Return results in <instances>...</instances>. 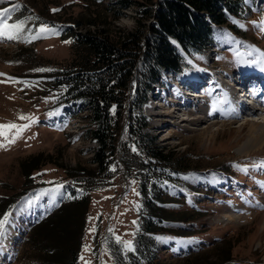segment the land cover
Returning a JSON list of instances; mask_svg holds the SVG:
<instances>
[{
	"label": "rangeland",
	"instance_id": "1",
	"mask_svg": "<svg viewBox=\"0 0 264 264\" xmlns=\"http://www.w3.org/2000/svg\"><path fill=\"white\" fill-rule=\"evenodd\" d=\"M118 1L3 0L0 3V11L11 9L9 23L23 21L27 25L23 40L0 41V73L5 74L0 76V81L14 78L34 85L28 87L11 81L0 83V124L26 123L18 119L20 114L38 118V122L24 132L23 138L7 148H0V201L10 197L17 200L26 189L35 187L33 192L18 199L17 209L11 213L6 235L0 238V264H42L33 256L35 253L30 250V245L24 243L26 225L32 223L34 218L31 215L34 214L23 218V206L26 202L34 204L38 199L45 201V198L55 199L63 195L62 188L59 191L54 189L70 180L65 170L78 163L89 165L92 149L98 147L85 135L86 127L91 124L86 118L88 109L71 105L64 108L58 103L63 90L60 85L55 88L54 78L72 68L77 58L73 42L64 43L73 39L63 40L59 27L70 24L75 32L88 28L93 31V27L76 24L80 19L91 20L90 15L96 12L102 19L108 18V24L113 23L122 31L132 30L140 16L138 8L134 5L123 8ZM239 2V14L229 15V21L215 36L216 44L203 54H195L191 58L185 56L189 64L182 68L184 74L199 76L205 84L209 79L211 82L215 80L205 91L213 87L223 90L221 84L227 77H233L238 72L249 73L253 66L264 70V56H261L264 53V31L257 26L264 21V0ZM115 13L119 14L118 19H114ZM42 24L58 30L59 34L24 42L28 39L27 33H35ZM110 27H113L112 24ZM253 59L257 63H250ZM181 76L171 74L161 80L165 87L159 83L157 90L149 94L144 115L148 121L146 131L159 145L175 152L178 157L185 155L186 169L202 170L198 177L190 178L197 187L209 191L207 194L201 189L193 194L197 206L206 211L204 216L195 220L198 233L189 237V244L203 249L201 255L193 259H204L209 255L207 262L212 264H264V187L259 183L264 182V168H253V164L264 161V144L258 147L249 144L256 138L255 133L263 130L264 112L249 109L248 115L235 120L236 117L225 107L228 98L224 93L221 92L219 98L204 91L202 94L206 101L202 105L209 104L205 108L208 107L209 113L214 115V123L194 124L191 119H183L195 116V108L200 105L198 98H195L196 104L185 107L188 112L176 109V116H164L173 110L170 108L173 106L161 100V96L171 97L173 91L168 94L166 87L173 85L174 79ZM252 120L256 124L245 125ZM35 154L51 155L57 163L45 164L31 173L32 180H27L22 174V160ZM244 167L249 169L247 174L240 170ZM228 174L235 175L241 183L234 181L233 176L228 177ZM29 181L32 185L27 188ZM105 186L90 194L88 221L78 255L80 264H84L81 256L91 264H116L113 250L117 245H123L116 242V237L125 242L131 241L134 247L138 210L142 205L137 180L120 171ZM84 245H89L91 251H84ZM229 246V259H219L218 251H225ZM124 251L129 252L125 247ZM162 255L164 264H185L188 253L184 257L173 258L167 253Z\"/></svg>",
	"mask_w": 264,
	"mask_h": 264
},
{
	"label": "trees",
	"instance_id": "2",
	"mask_svg": "<svg viewBox=\"0 0 264 264\" xmlns=\"http://www.w3.org/2000/svg\"><path fill=\"white\" fill-rule=\"evenodd\" d=\"M118 3L123 8L137 6L140 16L132 30L122 31L96 12L90 15L91 20L85 18L75 23L79 27H93V31L88 28L75 32L70 24L59 27L63 40L73 39L77 58L72 68L54 78L55 88L60 85L63 90L58 103L64 108L71 105L88 109L86 118L91 124L85 135L98 147L92 149L89 165L78 163L65 170L70 180L62 184L63 195L24 204L22 213L34 214L37 219L26 227L28 235L24 243L30 245L33 256L42 264H80L78 255L88 221L90 194L105 188L108 180L125 171L137 180L142 205L138 210L134 251L125 253L123 245H117L113 250L116 264H164V253L172 258L188 253L185 264H212L207 262L209 255L193 259L203 249L188 243L189 237L198 233L195 220L206 214L193 197L202 188L190 181L202 170L186 169L185 155L178 157L155 141L146 131L144 108L149 104V94L168 74L187 75L182 72L188 63L185 56L203 54L216 44L215 36L229 21V15L239 14L240 2L119 0ZM113 17L118 19L119 14ZM22 161V174L27 180H32L31 173L45 164L57 163L51 155L41 154ZM227 176L241 183L235 175ZM33 188L26 189L17 200L10 197L0 201V218L17 209L21 196L33 192ZM202 190L209 194L207 188ZM230 254V246L218 251L219 259H229Z\"/></svg>",
	"mask_w": 264,
	"mask_h": 264
},
{
	"label": "snow or ice",
	"instance_id": "3",
	"mask_svg": "<svg viewBox=\"0 0 264 264\" xmlns=\"http://www.w3.org/2000/svg\"><path fill=\"white\" fill-rule=\"evenodd\" d=\"M0 3H3V0H0ZM53 11H58L53 9ZM11 9L5 8L3 11H0V41L2 40H23V34L27 27L26 23L23 21H17L14 23H9L11 19L10 16ZM261 31H264V21H261L259 25H257ZM49 34L58 35V30L51 28L47 25H41L39 28L35 30V33L28 32V39L24 42H32L35 39L48 38ZM64 43L69 44L72 41H64ZM264 56V53L261 54ZM250 63H257L256 59L250 61ZM39 71H50L45 69H40ZM4 73H0V76H4ZM11 81L12 83H24L28 87L34 86L32 82L29 81H17L14 78H8V80L0 81V83H6ZM47 102V100H46ZM51 115V113H50ZM18 119L22 121H26V123L18 124L15 122H8L6 124H0V148H7L11 144H15L17 140L23 138V134L25 131L29 130L33 124L38 122V118L34 115L20 114ZM253 168L261 169L264 168V161H260L259 163L253 164ZM115 171V168L112 169ZM241 171L244 173H248L249 169L247 167L241 168ZM261 187H264V182H259ZM63 185H59L54 191H59ZM72 198V197H68ZM11 213L5 214L2 218H0V238L6 235V226L9 224ZM90 231H95V229H91ZM116 242L119 244H123L124 247L129 251H134V247L131 241H123L119 237H116ZM84 251H91L89 245H84ZM81 261H84V264H91V261L85 260L83 256L80 257Z\"/></svg>",
	"mask_w": 264,
	"mask_h": 264
},
{
	"label": "bare ground",
	"instance_id": "4",
	"mask_svg": "<svg viewBox=\"0 0 264 264\" xmlns=\"http://www.w3.org/2000/svg\"><path fill=\"white\" fill-rule=\"evenodd\" d=\"M227 78L228 79H232V80L229 81L227 79V80H225L221 84L223 86L222 93H224V95H225V90L226 91H228L229 89L230 90H234L235 87H237V83H235V80H234L233 77H230L229 76ZM203 85L201 86V88H203ZM189 92H190V96H193V97H190L188 94L187 95H182L183 96V99L186 100V105L182 106L181 108H176V106L171 105L173 107H170V108L173 109V110L168 111V114L166 113L164 116H176V114H178L177 112H175L176 109H178V111L180 110L182 112H188L187 109H186L187 108V105L188 104H190V105L192 104L191 106H193L194 103L196 104V101L199 99L200 100V105L198 107L196 106V108H195V111H194V113H196L195 116L192 117V118H189V117L188 118L187 117L185 118V117H183V119H188V120L191 119L194 122V124H200L202 122H206V123L212 122V123H214L215 122V121H213L214 120L213 119L214 118V115H211L209 113V111H208V107H209L208 105L209 104L206 103L204 105V107L202 105V103L204 104V102L206 101L205 99L203 101V99L201 98L202 95H200L199 93H195L194 94V89H190ZM187 97H189V98H187ZM195 98L196 99L198 98V99L196 100ZM209 103H210V105H212L211 102H209ZM256 103L257 104H255V107H254L253 110L256 109V110H259V111L264 112V95H262V94L261 95H258L257 96V99H256ZM205 106H208L207 109L205 108ZM225 107L228 109L227 106H225ZM247 112L250 113L249 109L247 110ZM222 117H225V116H222ZM247 124L254 125L256 123H255V120L254 121L252 120V123L251 122H245V125H247ZM261 125L263 127V130H261L260 132L255 133L256 138H253V141L249 142V144H252L254 147H256V146L257 147L258 146H262V144H264V120L261 122ZM208 129H209V127H208ZM208 131H210V130H208Z\"/></svg>",
	"mask_w": 264,
	"mask_h": 264
},
{
	"label": "clouds",
	"instance_id": "5",
	"mask_svg": "<svg viewBox=\"0 0 264 264\" xmlns=\"http://www.w3.org/2000/svg\"><path fill=\"white\" fill-rule=\"evenodd\" d=\"M127 23V22H126Z\"/></svg>",
	"mask_w": 264,
	"mask_h": 264
}]
</instances>
